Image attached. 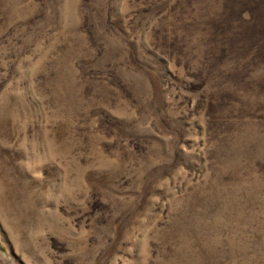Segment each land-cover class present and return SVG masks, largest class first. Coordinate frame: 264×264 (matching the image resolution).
I'll use <instances>...</instances> for the list:
<instances>
[{
  "label": "rangeland",
  "instance_id": "1",
  "mask_svg": "<svg viewBox=\"0 0 264 264\" xmlns=\"http://www.w3.org/2000/svg\"><path fill=\"white\" fill-rule=\"evenodd\" d=\"M0 264H264V0H0Z\"/></svg>",
  "mask_w": 264,
  "mask_h": 264
}]
</instances>
